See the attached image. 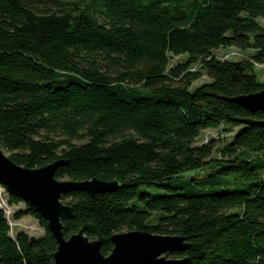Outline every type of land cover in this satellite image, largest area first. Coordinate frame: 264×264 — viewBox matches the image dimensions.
<instances>
[{
	"label": "trees",
	"instance_id": "1",
	"mask_svg": "<svg viewBox=\"0 0 264 264\" xmlns=\"http://www.w3.org/2000/svg\"><path fill=\"white\" fill-rule=\"evenodd\" d=\"M49 3L61 4L0 0V148L26 168L64 160L59 179L119 183L65 194L64 236L86 223L105 238L180 235L189 247L171 256L185 264H264V127L243 122L264 112L225 99L264 89L253 71L264 64V0ZM221 47L253 53L219 59ZM207 129L233 133L196 144ZM0 187L9 205L24 203ZM24 206L14 218H35L44 234L12 237L0 208V264H53L56 241Z\"/></svg>",
	"mask_w": 264,
	"mask_h": 264
},
{
	"label": "water",
	"instance_id": "2",
	"mask_svg": "<svg viewBox=\"0 0 264 264\" xmlns=\"http://www.w3.org/2000/svg\"><path fill=\"white\" fill-rule=\"evenodd\" d=\"M225 99L252 114L264 112V89ZM243 122L264 127V120L247 118ZM63 164L64 160L59 159L42 167L26 168L14 163L0 148V185L44 218L57 244L53 264H185L187 258L171 256L189 247L186 237L180 235L131 230L105 238L95 224L86 223L78 232L65 237L63 223L73 218V208L63 203L62 197L71 191L91 195L111 193L119 187V183L98 178L77 181L59 179L56 174ZM88 233L94 234V238H90ZM105 242L112 245L107 255L102 253Z\"/></svg>",
	"mask_w": 264,
	"mask_h": 264
},
{
	"label": "rangeland",
	"instance_id": "3",
	"mask_svg": "<svg viewBox=\"0 0 264 264\" xmlns=\"http://www.w3.org/2000/svg\"><path fill=\"white\" fill-rule=\"evenodd\" d=\"M61 2V4H57V3H49L46 5L47 9H52V10H61L66 6L67 2H74V1H78V0H59ZM86 2V1H84ZM258 24L264 29V19L263 18H259L257 19ZM253 53L252 49H249L247 51H241L237 48L234 47H228V48H219L216 50H213V55L216 56L219 59H227V60H233V61H237V60H241L244 58H248L250 57V55ZM187 59L186 55H180V56H173L172 58H170V65H176L179 62H184ZM199 68V64H195L192 66V69L194 70H198ZM254 74L257 77V79L264 83V64H256L254 67ZM208 78L205 75V73L203 72L202 77L197 80L196 82L193 83V85L191 86V90H194L195 87H197L198 85L207 82ZM237 133L238 130H235ZM221 129H207L202 131V133L200 134L199 138L197 139L196 144H200V143H208L210 140H214L216 141V147L219 146L220 144V139L221 138H229L231 136V133H233V131L231 133H226V135H222ZM224 134V133H223ZM149 192L154 193L155 190L153 188H149L148 189ZM4 194V193H3ZM7 197V196H5ZM69 199H62V201L67 202ZM10 209L12 210V214L9 216L8 218V223L10 226V235L12 237H15V235L18 232H24L26 233L30 238H34L37 239L38 237L42 236L44 234V230L40 227L39 222L28 215H25L23 217H21L20 219H15L14 218V214L18 211V210H22L24 209V203H18V204H13V205H9Z\"/></svg>",
	"mask_w": 264,
	"mask_h": 264
},
{
	"label": "built area",
	"instance_id": "4",
	"mask_svg": "<svg viewBox=\"0 0 264 264\" xmlns=\"http://www.w3.org/2000/svg\"><path fill=\"white\" fill-rule=\"evenodd\" d=\"M3 191V189L0 187V208H2V210L4 211L7 219L9 218V216L12 214V210L10 209L9 207V204H8V200L7 198L5 197V193Z\"/></svg>",
	"mask_w": 264,
	"mask_h": 264
}]
</instances>
